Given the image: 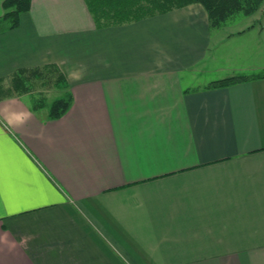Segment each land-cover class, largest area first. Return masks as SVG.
<instances>
[{
    "label": "crops",
    "instance_id": "obj_1",
    "mask_svg": "<svg viewBox=\"0 0 264 264\" xmlns=\"http://www.w3.org/2000/svg\"><path fill=\"white\" fill-rule=\"evenodd\" d=\"M214 29L200 2L96 26L85 0H30L0 30V105L32 113L0 122V264H264V75L196 83ZM48 62L71 93L53 117L4 88Z\"/></svg>",
    "mask_w": 264,
    "mask_h": 264
},
{
    "label": "trees",
    "instance_id": "obj_2",
    "mask_svg": "<svg viewBox=\"0 0 264 264\" xmlns=\"http://www.w3.org/2000/svg\"><path fill=\"white\" fill-rule=\"evenodd\" d=\"M30 0H1L0 30L10 28L18 23L20 12L28 9ZM189 2H200L205 8L209 25L219 27L225 24L236 14L250 15L257 11L263 0H85L96 26L118 24L121 22L154 15L179 7ZM47 72L48 80L58 88L59 94L52 95L47 101L45 96L34 95L32 107L46 105L47 115L57 116L63 112L71 101V93L67 89V82L55 63H43L29 66H20L11 71L12 88L17 91H26L31 87L28 76L42 75ZM264 75V69L253 72H239L210 81L213 85H225L252 77ZM35 94V93H34Z\"/></svg>",
    "mask_w": 264,
    "mask_h": 264
},
{
    "label": "rangeland",
    "instance_id": "obj_3",
    "mask_svg": "<svg viewBox=\"0 0 264 264\" xmlns=\"http://www.w3.org/2000/svg\"><path fill=\"white\" fill-rule=\"evenodd\" d=\"M222 26L223 28H219ZM222 26L215 27L213 31L212 35L216 39L212 42L210 55L198 64L199 69L203 70L196 72V83L204 82L212 77L239 73L240 68L244 66L258 65L261 70L264 69V0L254 13L250 15L236 14ZM242 27L246 29L240 33L231 34L223 40H217L219 39L217 36L224 34L226 30ZM28 78L31 81L29 91L35 95L42 94L41 96L49 98L47 101L52 95L60 93L58 88H55L48 80L47 72H43L39 76L31 74Z\"/></svg>",
    "mask_w": 264,
    "mask_h": 264
},
{
    "label": "clouds",
    "instance_id": "obj_4",
    "mask_svg": "<svg viewBox=\"0 0 264 264\" xmlns=\"http://www.w3.org/2000/svg\"><path fill=\"white\" fill-rule=\"evenodd\" d=\"M165 61L170 62L171 57H168L166 55L163 56V59H156L154 61L155 67L157 68H163ZM58 68L63 71L62 64L58 65ZM85 69L83 67L80 68H74V69H69L66 73V77L70 81H78L82 79L84 75ZM12 87L11 84V78H6L4 81V88L5 90L9 89ZM7 100H11V102H5L3 105H0V122L4 123L7 127L9 128H20L23 127L31 118H32V113L24 108H18L16 107V102L12 98H5ZM26 99V97H25ZM44 134V130L42 129L40 133L37 135L39 137H42ZM22 243H26L25 238H21ZM0 243L5 244L8 246L10 249L14 248L16 246V242L13 240L9 239L8 233L5 232L3 235H0Z\"/></svg>",
    "mask_w": 264,
    "mask_h": 264
}]
</instances>
